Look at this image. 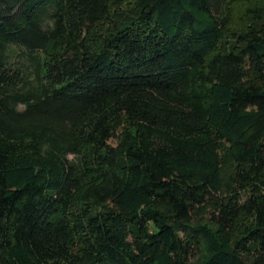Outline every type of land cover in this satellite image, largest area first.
Here are the masks:
<instances>
[{"label": "trees", "instance_id": "1", "mask_svg": "<svg viewBox=\"0 0 264 264\" xmlns=\"http://www.w3.org/2000/svg\"><path fill=\"white\" fill-rule=\"evenodd\" d=\"M0 264H264V0H0Z\"/></svg>", "mask_w": 264, "mask_h": 264}]
</instances>
